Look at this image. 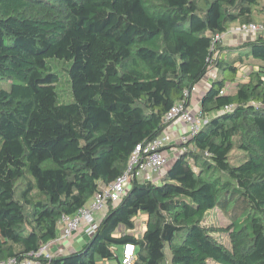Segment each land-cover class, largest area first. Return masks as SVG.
Masks as SVG:
<instances>
[{"label": "trees", "instance_id": "obj_1", "mask_svg": "<svg viewBox=\"0 0 264 264\" xmlns=\"http://www.w3.org/2000/svg\"><path fill=\"white\" fill-rule=\"evenodd\" d=\"M251 23L261 0H0V261L33 258L213 71L164 174L133 176L80 248L35 261L121 264L131 243L132 264H264V35L222 43Z\"/></svg>", "mask_w": 264, "mask_h": 264}, {"label": "built area", "instance_id": "obj_2", "mask_svg": "<svg viewBox=\"0 0 264 264\" xmlns=\"http://www.w3.org/2000/svg\"><path fill=\"white\" fill-rule=\"evenodd\" d=\"M237 29L241 32L249 33L251 36L257 34L264 35L263 24L251 23ZM228 32H230V30H228ZM221 37L220 35H216L215 39H220ZM222 92L223 91H221V93ZM185 94L187 95V93ZM197 117L198 114L196 115L190 106L185 105V103L181 101L170 108L164 119L166 122H171V124L180 121L188 127L189 134H193L199 126L200 118L198 117V120ZM186 137V135H182L179 136V139L185 141ZM169 143H171V137L166 129L163 134L151 142L136 146L135 150L130 155L125 172L110 184L101 186L91 201L81 207L77 212L71 215L63 214L58 221L57 236L49 243L42 245L36 252H32L31 256H33V258L27 257L19 261L15 258H8L0 261V264H38L35 258L40 256L50 258L55 255L51 246L61 244L75 232L80 231L86 237L92 235L98 226L96 213L102 210L103 207H107L108 201H110L112 205L119 201L133 176L140 177L148 173L158 174L162 167H166L169 164V157L161 151V149ZM134 258V245L131 243L125 244L120 252L121 264H132Z\"/></svg>", "mask_w": 264, "mask_h": 264}, {"label": "crops", "instance_id": "obj_3", "mask_svg": "<svg viewBox=\"0 0 264 264\" xmlns=\"http://www.w3.org/2000/svg\"><path fill=\"white\" fill-rule=\"evenodd\" d=\"M224 38H222V43L224 45H237L242 41L251 38L252 36L249 33L241 32L238 29H231ZM213 71H209L203 79L195 86L192 97L190 108L194 112L199 111V100L201 95L208 89L211 80L213 79ZM195 92V93H194ZM167 132L171 137V143L167 145V147L163 150L164 154L169 157L170 163L175 160V158L180 153L179 147L176 146L179 143V136L186 135L188 132V127L185 124H182L180 121H176L172 123L168 128ZM148 177V179L157 181V175L155 174H143L140 176L141 179H145L144 177ZM106 211L103 210L101 214H104ZM142 232V231H141ZM136 234V233H135ZM140 236V235H139ZM87 237L80 231L75 232L70 238L64 240L61 244L56 246H51V249L55 254L66 253L70 250H76L80 248L86 241ZM121 250V249H120Z\"/></svg>", "mask_w": 264, "mask_h": 264}, {"label": "rangeland", "instance_id": "obj_4", "mask_svg": "<svg viewBox=\"0 0 264 264\" xmlns=\"http://www.w3.org/2000/svg\"><path fill=\"white\" fill-rule=\"evenodd\" d=\"M261 4H264V0H261ZM258 21H260V20H258ZM233 26H236V25H233ZM251 67H252V66H251ZM249 69H250V67H249ZM244 70H245V69L243 68L242 70H240V71L238 72V77H239V79H242V78H245V77H246V76H244V74H245V71H244ZM236 83H237V80L234 81V82L228 83V84H227V90H228V91H229V90H233V89L235 88V86H236ZM9 86H10V81H9V80L0 79V89H8ZM58 90H60V91H59L60 94L63 93V92H64V94H65V98H63L62 101H65V102L71 101V99L69 98L70 96H68V94H67V93H68V88H67V87H63V86L61 85V86L58 87ZM194 93H195V92H194ZM197 119L199 120L198 117H197ZM199 121H200V120H199ZM166 169H167V167H162V168L159 170V172H158V176H157V178L160 177V176H162V175L164 174V172L166 171ZM105 209H106V207H103L102 210H105ZM102 210H101V211H102ZM99 215H100V214H99V212H98V216H99ZM208 219H209L210 221L214 222L215 224L220 225V226L226 224V219H225V217L222 215V213H221L220 211H217V210H211V211L209 212V217H208ZM141 220H142V218L137 219V221H136L137 229H135L134 231H135V233H136L137 236H139V235L141 234V231H142V228H143V223H142ZM221 236H222L223 241H224V242H227V237H226V235L222 234ZM167 256L170 257V252H169L168 250H167Z\"/></svg>", "mask_w": 264, "mask_h": 264}]
</instances>
